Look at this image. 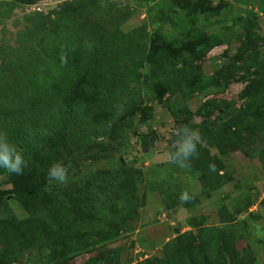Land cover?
Returning <instances> with one entry per match:
<instances>
[{
	"label": "rangeland",
	"instance_id": "obj_1",
	"mask_svg": "<svg viewBox=\"0 0 264 264\" xmlns=\"http://www.w3.org/2000/svg\"><path fill=\"white\" fill-rule=\"evenodd\" d=\"M38 108L41 153L0 166V264H264V148L240 149L264 123V0H0V131ZM238 108L215 140L198 127ZM181 125L201 138L187 169L169 161ZM112 170L126 190L103 188Z\"/></svg>",
	"mask_w": 264,
	"mask_h": 264
},
{
	"label": "trees",
	"instance_id": "obj_2",
	"mask_svg": "<svg viewBox=\"0 0 264 264\" xmlns=\"http://www.w3.org/2000/svg\"><path fill=\"white\" fill-rule=\"evenodd\" d=\"M52 58H49V60ZM42 63L35 67L34 71L39 72V76L46 75L48 72V69L50 68V62L46 60H41ZM41 109L38 108L33 111L31 119H29L25 124H23V127L20 128L18 131L15 129L12 133H10V141H12L16 146L17 150L21 152V154L26 159H31L32 157H36L39 153H41V146L44 143L43 140V133L41 131V127H39L42 121V112ZM230 117L223 120L218 125H215V122H213V126H211V121L207 118H205V122L203 125L198 126L201 129L208 130L209 137L211 140H215L220 136V130L224 125H226L230 120L231 117L234 116H241L245 113L244 108H238L236 110H233L232 112H229ZM3 117L0 116V119ZM11 119V116L8 118ZM215 138V139H214ZM41 139L43 142H41ZM249 143L251 144V150L249 151ZM240 149H243L248 153L249 156L254 157L259 149L264 148V123H262L259 127H256V131H254V134L249 136L247 139L242 140V143L240 145ZM197 165V163H196ZM99 175L103 178L101 181V184L103 185V188L106 189H116L120 191L126 190L128 188V185L130 184L128 179H124L122 177L115 176L118 171L112 170L111 171H105L104 172H98ZM96 176L91 175L90 177H84L82 180V192H93L92 184ZM76 183V182H75ZM44 184L41 183L36 186H32L30 188H26L24 190H17V199L20 200L23 204H25L27 207L31 209L34 205L38 203L37 199H43L42 195L45 193ZM102 192V190H101ZM55 197L52 199H59V201H68L76 196V190L74 183L69 184L68 186H63V189L60 192H57ZM51 198V197H50ZM218 215L219 217H226V220H233V216L231 213H228V208L226 205L221 204L219 205L218 209ZM262 233H264V230H261ZM174 262V261H173Z\"/></svg>",
	"mask_w": 264,
	"mask_h": 264
},
{
	"label": "clouds",
	"instance_id": "obj_3",
	"mask_svg": "<svg viewBox=\"0 0 264 264\" xmlns=\"http://www.w3.org/2000/svg\"><path fill=\"white\" fill-rule=\"evenodd\" d=\"M175 135L178 137L173 142L174 151L169 155V161L182 169L191 167V160L198 158L197 145L201 143V138L197 131L189 128L187 125L179 126ZM27 161L17 146L9 140L6 131H0V166H3L9 174L20 175L23 173L24 168L27 167ZM69 167L57 162L52 164L46 175L48 183H57L66 186L69 182ZM210 171H215V165H209ZM181 202H188L194 199V195L187 191H183L179 197Z\"/></svg>",
	"mask_w": 264,
	"mask_h": 264
}]
</instances>
